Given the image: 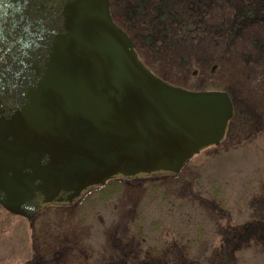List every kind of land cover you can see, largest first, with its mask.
Segmentation results:
<instances>
[{"label":"rangeland","instance_id":"1","mask_svg":"<svg viewBox=\"0 0 264 264\" xmlns=\"http://www.w3.org/2000/svg\"><path fill=\"white\" fill-rule=\"evenodd\" d=\"M243 2L109 0L155 75L230 95L224 137L106 197L92 187L29 218L0 205V264H264V2Z\"/></svg>","mask_w":264,"mask_h":264},{"label":"water","instance_id":"2","mask_svg":"<svg viewBox=\"0 0 264 264\" xmlns=\"http://www.w3.org/2000/svg\"><path fill=\"white\" fill-rule=\"evenodd\" d=\"M231 114L226 91L150 71L108 0H0V205L11 213L32 217L115 176L177 172Z\"/></svg>","mask_w":264,"mask_h":264},{"label":"trees","instance_id":"3","mask_svg":"<svg viewBox=\"0 0 264 264\" xmlns=\"http://www.w3.org/2000/svg\"><path fill=\"white\" fill-rule=\"evenodd\" d=\"M240 1V0H239ZM253 1V0H252ZM255 1H258V0H255ZM243 3H247V4H249L250 3V1H248V2H243ZM204 89H214V88H204ZM230 96V95H229ZM231 98V97H230ZM162 174H164V173H162V172H158V173H155V174H152V175H162ZM171 174H173V173H171ZM128 178H130V177H125V176H117V177H115V178H111V179H108V180H106L103 184H101V185H98V186H93L94 188H92V189H98V191L99 192H101L102 194H101V196H104V197H106V195H107V193H109V192H111V191H114V190H116V187L118 186V182H119V185H120V183H123V180H128ZM133 178V177H132ZM111 183H113V184H111ZM90 189V188H89ZM88 189V190H89ZM109 189V190H108ZM91 190V189H90ZM108 190V191H107ZM86 192V191H85ZM84 192V193H85ZM83 193V194H84ZM82 194V195H83ZM81 195V196H82ZM81 196H80V198H81Z\"/></svg>","mask_w":264,"mask_h":264}]
</instances>
